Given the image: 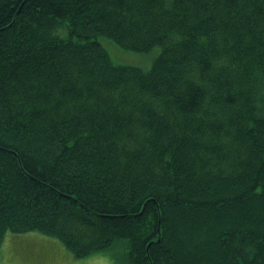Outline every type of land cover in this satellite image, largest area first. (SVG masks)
<instances>
[{
  "label": "trees",
  "instance_id": "16d2710c",
  "mask_svg": "<svg viewBox=\"0 0 264 264\" xmlns=\"http://www.w3.org/2000/svg\"><path fill=\"white\" fill-rule=\"evenodd\" d=\"M108 40L157 52L121 65ZM8 231L78 259L264 264V0H0Z\"/></svg>",
  "mask_w": 264,
  "mask_h": 264
},
{
  "label": "rangeland",
  "instance_id": "374dc122",
  "mask_svg": "<svg viewBox=\"0 0 264 264\" xmlns=\"http://www.w3.org/2000/svg\"><path fill=\"white\" fill-rule=\"evenodd\" d=\"M106 49L111 59L121 65H133L148 69L157 50L149 54L125 50L109 40ZM114 50V51H113ZM113 51V52H112ZM34 246L32 251H26ZM29 247V248H30ZM26 251V252H24ZM40 255V256H39ZM0 264H126L122 258L114 255L112 250L98 252L85 258H75L58 241L40 234L28 232L15 234L7 232L0 245Z\"/></svg>",
  "mask_w": 264,
  "mask_h": 264
}]
</instances>
